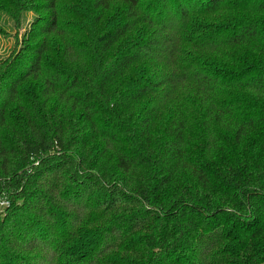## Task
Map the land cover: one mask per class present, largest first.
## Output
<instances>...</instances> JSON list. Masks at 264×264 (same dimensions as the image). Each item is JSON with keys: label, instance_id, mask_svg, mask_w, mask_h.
<instances>
[{"label": "trees", "instance_id": "trees-1", "mask_svg": "<svg viewBox=\"0 0 264 264\" xmlns=\"http://www.w3.org/2000/svg\"><path fill=\"white\" fill-rule=\"evenodd\" d=\"M8 25L0 264H264V0H0Z\"/></svg>", "mask_w": 264, "mask_h": 264}, {"label": "rangeland", "instance_id": "rangeland-1", "mask_svg": "<svg viewBox=\"0 0 264 264\" xmlns=\"http://www.w3.org/2000/svg\"><path fill=\"white\" fill-rule=\"evenodd\" d=\"M30 19H31V15H27L26 20L29 21ZM6 29H7V34L0 36V54H2L3 52L8 53V50L11 48L13 44L12 38L14 35V31L10 28V25L6 26ZM22 31H23V28L19 31V35H18L19 37ZM2 205L4 204H0V208H2ZM30 264H33V263H30Z\"/></svg>", "mask_w": 264, "mask_h": 264}, {"label": "built area", "instance_id": "built-area-1", "mask_svg": "<svg viewBox=\"0 0 264 264\" xmlns=\"http://www.w3.org/2000/svg\"><path fill=\"white\" fill-rule=\"evenodd\" d=\"M0 204H4V203H0Z\"/></svg>", "mask_w": 264, "mask_h": 264}]
</instances>
